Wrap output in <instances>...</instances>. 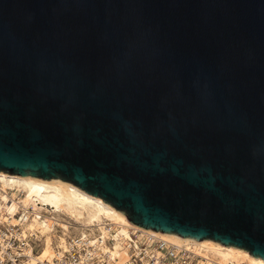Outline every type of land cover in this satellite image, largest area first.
Returning <instances> with one entry per match:
<instances>
[{"label": "water", "instance_id": "water-1", "mask_svg": "<svg viewBox=\"0 0 264 264\" xmlns=\"http://www.w3.org/2000/svg\"><path fill=\"white\" fill-rule=\"evenodd\" d=\"M0 170L264 258V0H0Z\"/></svg>", "mask_w": 264, "mask_h": 264}, {"label": "bare ground", "instance_id": "bare-ground-1", "mask_svg": "<svg viewBox=\"0 0 264 264\" xmlns=\"http://www.w3.org/2000/svg\"><path fill=\"white\" fill-rule=\"evenodd\" d=\"M1 207H6L5 212L11 223L19 221L15 216L18 207H32L23 227L44 242L39 258L45 261L51 260L55 242L64 244L69 227L75 223L74 227L83 233L86 227L91 230L96 227L103 234L107 232V224L115 227L117 240L113 248H105L118 260L127 258L126 251L121 250V241L130 236V228L140 227L143 232H151L177 246L191 247L200 255L211 256L217 264H264V258L254 256L242 247L223 244L211 238L195 239L134 224L123 211L102 197L60 177L43 178L0 170Z\"/></svg>", "mask_w": 264, "mask_h": 264}, {"label": "built area", "instance_id": "built-area-1", "mask_svg": "<svg viewBox=\"0 0 264 264\" xmlns=\"http://www.w3.org/2000/svg\"><path fill=\"white\" fill-rule=\"evenodd\" d=\"M31 208L18 207L16 223L8 220L6 207L0 208V264H217L211 256L177 246L140 227L130 228V236L121 241L127 258L118 260L105 248H113L118 237L110 224L105 234L96 227L67 233L64 244L55 242L51 260L45 261L39 258L42 239L23 227Z\"/></svg>", "mask_w": 264, "mask_h": 264}, {"label": "rangeland", "instance_id": "rangeland-1", "mask_svg": "<svg viewBox=\"0 0 264 264\" xmlns=\"http://www.w3.org/2000/svg\"><path fill=\"white\" fill-rule=\"evenodd\" d=\"M72 220H74V219H72ZM65 223H66V221H65ZM67 225V224H66ZM76 224L75 223H73L70 227H69V231H68V233H77L78 232V229L77 228H75L74 226H75ZM57 233H59V232H57ZM42 246H44V242H43V245Z\"/></svg>", "mask_w": 264, "mask_h": 264}]
</instances>
